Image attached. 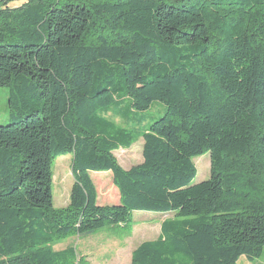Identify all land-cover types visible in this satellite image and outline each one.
<instances>
[{"label":"trees","instance_id":"obj_1","mask_svg":"<svg viewBox=\"0 0 264 264\" xmlns=\"http://www.w3.org/2000/svg\"><path fill=\"white\" fill-rule=\"evenodd\" d=\"M20 1L19 3H13ZM0 264H69L49 243L173 211L130 264H236L264 249V0H0ZM143 161L112 151L141 119ZM141 119V120H140ZM71 154L64 209L51 163ZM208 152L209 179L190 184ZM110 171L116 205H99L89 172Z\"/></svg>","mask_w":264,"mask_h":264},{"label":"rangeland","instance_id":"obj_2","mask_svg":"<svg viewBox=\"0 0 264 264\" xmlns=\"http://www.w3.org/2000/svg\"><path fill=\"white\" fill-rule=\"evenodd\" d=\"M16 1L13 3H19ZM159 101H153L142 116V122L135 121L128 126L127 118L109 110L105 115L113 119L120 127H129L131 144L127 147L119 146L112 151L117 163L123 169H129L143 161L144 138L135 133V128L145 126L162 115ZM140 119V120H141ZM10 122L8 112V89L0 86V125ZM196 175L190 184H196L209 179L211 174V157L208 152L193 158ZM51 205L53 209H64L69 203V193L73 183L71 154L63 153L53 159L51 163ZM90 179L96 192L99 205H116L119 193L112 180L110 171L89 172ZM173 211H141L133 210L125 222L105 225L93 231L79 235L71 233L65 237L56 238L48 245L54 251H61L72 247L75 256L69 264H130L133 249L143 241H155L162 237L161 225L164 221L173 219ZM236 264H264V249L260 257L247 259L240 256Z\"/></svg>","mask_w":264,"mask_h":264}]
</instances>
